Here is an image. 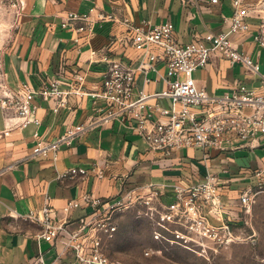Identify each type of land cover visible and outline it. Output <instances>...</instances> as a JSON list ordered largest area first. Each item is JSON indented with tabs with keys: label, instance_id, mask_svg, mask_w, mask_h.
I'll return each mask as SVG.
<instances>
[{
	"label": "crops",
	"instance_id": "crops-1",
	"mask_svg": "<svg viewBox=\"0 0 264 264\" xmlns=\"http://www.w3.org/2000/svg\"><path fill=\"white\" fill-rule=\"evenodd\" d=\"M6 1L11 7V2H15ZM19 1L22 9L17 10L16 37L5 57L8 85L17 88L28 82L38 89L61 77L62 89L68 90V82H75L74 75L79 73L85 76L82 90L86 93L102 90L104 57L138 66L142 54L132 48L124 20L135 26L171 23L178 42L186 45L208 32H228L235 10L234 0H221L217 5L209 4L208 0ZM91 10L93 18L103 14L115 20L99 23L90 37L76 32L79 23L63 27L70 12L87 14ZM248 23L251 32L235 36L233 41L236 48L259 65L260 74H247L240 66H231L229 60L215 57L206 68L193 73L198 86L209 94L222 96L237 87L262 91L264 46L254 39L261 22L251 16ZM75 38L78 43L73 42ZM153 51L161 53L157 48ZM157 70L150 73L153 79L150 83L138 75L136 97L139 91L153 95L168 89L163 79L164 65H158ZM147 104L173 106L171 100L157 98L147 100ZM54 107V101L40 103L36 113L39 124L32 123L11 136L3 135L5 123L0 108V264H33L39 254L45 264H82L66 250L69 233L88 224L98 211V219H104L109 214L107 204L119 200L124 186L129 189L154 184L162 188V200L171 203L175 185L188 187L201 182L209 171L220 178L221 201L225 206L223 220L235 225L241 220V195L259 191L264 183V135L252 147L231 137V150L226 153L213 150L206 158L196 149L170 154L149 152L129 124L114 121L89 131L74 149L60 150L56 156L53 153L47 157L34 156L38 143L54 141L67 126L86 124L99 114L105 102L101 99L94 102L89 95L70 94L65 107L58 112ZM71 168H84L88 174L84 179L60 178ZM98 169L104 170V179L97 178ZM86 196L99 199L101 204L85 201ZM47 199L54 209L55 221L63 227L59 238L50 242L38 239L42 232L40 225L23 218L43 207ZM71 201L76 203L75 207L65 212Z\"/></svg>",
	"mask_w": 264,
	"mask_h": 264
},
{
	"label": "built area",
	"instance_id": "built-area-1",
	"mask_svg": "<svg viewBox=\"0 0 264 264\" xmlns=\"http://www.w3.org/2000/svg\"><path fill=\"white\" fill-rule=\"evenodd\" d=\"M208 1L211 5L221 2ZM11 3L13 8L22 9L19 0ZM233 3L235 10L230 18L228 32H208L186 45L178 42L176 28L171 23L135 26L127 19L124 20L123 24L130 33L131 46L142 54L141 60L135 68L124 61L104 57L106 71L100 92H84L82 85L85 76L79 73L74 75L75 82H68V90L62 89L64 82L61 77L50 80L38 89L28 82L12 88L7 83L5 59H2L0 108L5 123L3 135L11 136L32 123L39 124L36 113L40 103L54 101V109L58 112L66 106L69 95L76 94L89 95L94 102L98 99L104 100L105 107L86 124L67 126L54 141L38 143L33 150L34 156L47 157L50 153L56 156L60 150L74 149L81 144L83 136L89 131L114 121L123 125L129 124L134 133L142 138L147 150L153 153L170 154L172 151L196 149L202 151L207 158L213 150L221 153L231 150V137L252 147L253 142L264 135V76L261 92L237 87L222 96L209 94L193 78L196 70L206 68L215 57L229 60L231 66H240L247 74H260L259 65L236 48L233 41V37L251 32L248 18L252 16V6L247 0H234ZM92 12L93 10L87 14L70 12L63 20V27L79 23L75 28L76 32L90 37L99 23L115 20L112 16L103 14L93 18ZM254 39L264 46V35L261 31L255 34ZM78 41V38L73 40L74 43ZM154 48L161 50V53H155ZM92 54L95 55L96 52L93 51ZM160 64L164 65L163 79L168 89L153 95L139 91L136 97L138 75L144 76L145 83H150L153 81L150 73L158 72L157 67ZM152 98L169 99L173 106L151 107L147 100ZM87 174L84 168H71L60 178L80 176L84 179ZM104 177V170L98 169L97 178ZM220 185L218 175L208 171L201 182L188 187L175 185L171 203L162 200V188L154 184L129 189L124 186L119 200L107 204L106 211L124 212L137 208L139 216L147 218L155 227L171 224L178 227L173 231L171 245L176 242L192 243L204 252L206 249L217 252L242 239L235 232L234 225L223 220L225 206L221 201ZM261 192H264V183L259 191H246L241 195L240 203L247 212L254 203V198ZM84 200L94 205L101 204L99 199L91 196H86ZM75 205V202H69L64 211L69 212ZM99 214L98 211L97 217L70 232L67 237L66 250L72 252L82 264H113L102 253V244L103 236L116 232L117 226L111 222V213L102 220L98 219ZM23 218L41 226L39 240L54 241L63 232L61 224L54 219V209L50 206L49 199L39 210L31 211ZM33 264H45L43 256L39 254Z\"/></svg>",
	"mask_w": 264,
	"mask_h": 264
},
{
	"label": "rangeland",
	"instance_id": "rangeland-1",
	"mask_svg": "<svg viewBox=\"0 0 264 264\" xmlns=\"http://www.w3.org/2000/svg\"><path fill=\"white\" fill-rule=\"evenodd\" d=\"M249 3L264 35V0ZM18 16L9 1L0 0V61L5 59L16 37ZM111 211V222L117 230L103 236L102 253L113 264H264V192L254 198L248 212L242 209L241 220L233 226L242 239L217 252L211 249L204 252L192 243L171 245L173 231L178 227L172 224L155 227L139 216L137 208Z\"/></svg>",
	"mask_w": 264,
	"mask_h": 264
}]
</instances>
